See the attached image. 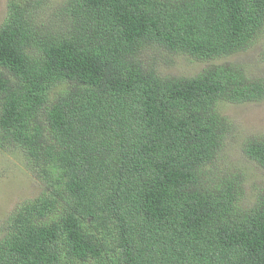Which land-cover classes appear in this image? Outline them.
Instances as JSON below:
<instances>
[{
    "label": "trees",
    "instance_id": "1",
    "mask_svg": "<svg viewBox=\"0 0 264 264\" xmlns=\"http://www.w3.org/2000/svg\"><path fill=\"white\" fill-rule=\"evenodd\" d=\"M7 0L0 26V149L19 150L42 192L19 205L0 264H264V189L222 162L224 103L264 99L239 62H264V0ZM155 50L153 55H149ZM240 149L264 169V135Z\"/></svg>",
    "mask_w": 264,
    "mask_h": 264
},
{
    "label": "rangeland",
    "instance_id": "2",
    "mask_svg": "<svg viewBox=\"0 0 264 264\" xmlns=\"http://www.w3.org/2000/svg\"><path fill=\"white\" fill-rule=\"evenodd\" d=\"M65 0H43L46 15L61 5ZM7 14V0H0V26ZM262 41L248 52L219 59L213 62H200L189 56H172L164 54L166 61L159 58L160 72L175 77H192L211 64L236 63L245 65L252 76H264V62L259 53ZM153 55L155 50H152ZM223 115L228 116L236 130L227 138L222 162L228 169L244 175L243 190L245 200L243 207L254 206L257 194L264 189V169L242 154L240 145L245 137L264 135V99L259 102L221 105ZM42 192L41 182L28 168L24 155L19 150L0 149V240L7 234L8 219L13 211L23 202L34 199Z\"/></svg>",
    "mask_w": 264,
    "mask_h": 264
}]
</instances>
